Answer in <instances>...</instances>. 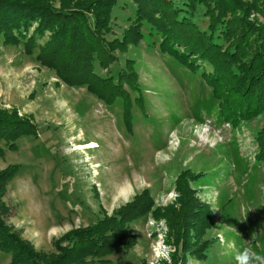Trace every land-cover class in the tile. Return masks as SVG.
<instances>
[{
    "label": "rangeland",
    "instance_id": "374dc122",
    "mask_svg": "<svg viewBox=\"0 0 264 264\" xmlns=\"http://www.w3.org/2000/svg\"><path fill=\"white\" fill-rule=\"evenodd\" d=\"M203 10L199 6L194 17L202 29ZM108 19L103 37L120 38L134 19V4L116 0ZM140 31L136 44L113 51V62L95 65L98 74L116 78L132 60L138 88L124 84L129 128L120 97L106 105L84 87L60 82L38 62L37 48L25 54L21 44L0 39V109L29 115L36 128L34 135L18 136L13 149L0 142V169L17 165L2 195L9 207L5 221L36 249L51 251L54 237L110 214L143 187L154 205L172 201L175 176L189 169L196 174L190 185L210 204L214 222L203 235L211 240L205 258L187 254V264H236L245 248L262 258L252 264H264V161L253 159L264 113L237 127L224 123L199 72L160 53L158 33L148 23L142 21ZM140 97L142 109L135 101ZM128 227L136 243L127 249L116 244L104 255L109 263L93 264L169 261L174 246L165 242L162 218L147 212ZM8 261L9 253L0 251V264Z\"/></svg>",
    "mask_w": 264,
    "mask_h": 264
},
{
    "label": "trees",
    "instance_id": "16d2710c",
    "mask_svg": "<svg viewBox=\"0 0 264 264\" xmlns=\"http://www.w3.org/2000/svg\"><path fill=\"white\" fill-rule=\"evenodd\" d=\"M116 0H0V39L4 44H21L30 54L37 48L38 62L52 69L60 82L84 87L104 104L122 99V119L130 127V99L124 84L137 89L136 73L128 59L116 78L102 76L95 65L113 62V51H124L142 36L144 21L159 36L158 50L176 59L191 72H199L216 101L224 123L237 127L264 113V0H131L134 19L120 38L106 40L108 18ZM207 17L202 29L194 21L198 7ZM261 17L263 21L258 20ZM141 97L135 101L142 109ZM29 115L15 109H0V142L13 149L15 139L34 135ZM253 159L264 161V127L257 130ZM1 152V148H0ZM17 165L0 169V251L9 253L8 264H93L109 263L104 255L114 245L130 248L136 243L128 223L149 212L166 225L165 242L174 246L169 261L156 264H187L189 254L203 259L211 240L204 238L213 225L210 204L195 195L190 181L196 174L183 169L174 178V199L154 205L149 189L141 188L110 214L93 222L68 228L51 241L53 250L36 249L32 242L5 221L9 207L2 200L6 183ZM105 212V211H104ZM140 264H147L142 260Z\"/></svg>",
    "mask_w": 264,
    "mask_h": 264
},
{
    "label": "clouds",
    "instance_id": "9594fccd",
    "mask_svg": "<svg viewBox=\"0 0 264 264\" xmlns=\"http://www.w3.org/2000/svg\"><path fill=\"white\" fill-rule=\"evenodd\" d=\"M253 259L261 260L262 258L255 255L247 248H245L243 251L237 252L235 255L236 264H252Z\"/></svg>",
    "mask_w": 264,
    "mask_h": 264
},
{
    "label": "built area",
    "instance_id": "2783aa9c",
    "mask_svg": "<svg viewBox=\"0 0 264 264\" xmlns=\"http://www.w3.org/2000/svg\"><path fill=\"white\" fill-rule=\"evenodd\" d=\"M158 244H155V246L153 247V251L155 254H157L156 248H157Z\"/></svg>",
    "mask_w": 264,
    "mask_h": 264
},
{
    "label": "bare ground",
    "instance_id": "6f19581e",
    "mask_svg": "<svg viewBox=\"0 0 264 264\" xmlns=\"http://www.w3.org/2000/svg\"><path fill=\"white\" fill-rule=\"evenodd\" d=\"M92 144L95 145L94 142H92Z\"/></svg>",
    "mask_w": 264,
    "mask_h": 264
}]
</instances>
